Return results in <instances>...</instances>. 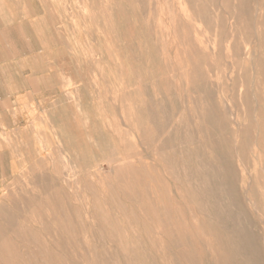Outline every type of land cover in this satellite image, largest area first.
<instances>
[{"label": "rangeland", "instance_id": "374dc122", "mask_svg": "<svg viewBox=\"0 0 264 264\" xmlns=\"http://www.w3.org/2000/svg\"><path fill=\"white\" fill-rule=\"evenodd\" d=\"M263 177L264 0H0V264H264Z\"/></svg>", "mask_w": 264, "mask_h": 264}, {"label": "bare ground", "instance_id": "6f19581e", "mask_svg": "<svg viewBox=\"0 0 264 264\" xmlns=\"http://www.w3.org/2000/svg\"><path fill=\"white\" fill-rule=\"evenodd\" d=\"M205 1H206V0H205ZM255 1H256V0H255ZM149 3H150V2H149ZM167 4H168V3H167ZM167 4H166V6H167ZM170 4H171V3H170ZM168 6H169V5H168ZM168 6H167V8H168ZM155 7H156V6H155ZM185 7H186V6H185ZM148 8H149V7H148ZM184 12H185V11H184ZM105 13H106V12H105ZM170 13H171V11H170ZM185 13H186V12H185ZM169 15H170V14H169ZM111 16H112V15H111ZM154 19H156V18H154ZM161 22H162V21H161ZM159 24H160V23H159ZM160 26H161V25H160ZM161 27H162V26H161ZM234 27H235V26H234ZM254 27H255V26H254ZM149 29H150V28H149ZM160 29H161V28H160ZM164 29H165V27H164ZM157 30H158V29H157ZM165 30H166V29H165ZM173 33H174V32H173ZM173 33H172V34H173ZM170 34H171V33H170ZM207 39H208V38H207ZM233 39H234V38H233ZM166 42H167V41H166ZM258 44H259V43H258ZM251 45H252V44H251ZM213 47H214V46H213ZM92 48H93V47H92ZM215 48H216V47H215ZM92 56H93V55H92ZM167 57H168V56H167ZM188 60H189V59H188ZM165 62H166V61H165ZM255 62H256V61H255ZM101 75H102V74H101ZM172 78H173V77H172ZM182 81H183V80H182ZM99 83H100V82H99ZM218 89H219V88H218ZM191 92H192V91H191ZM144 93H145V92H144ZM110 96H111V95H110ZM191 97H192V96H191ZM253 100H254V99H253ZM186 101H187V100H186ZM255 101H256V100H255ZM192 102H193V101H192ZM257 104H258V103H257ZM111 106H112V105H111ZM111 106H110V107H111ZM184 106H185V105H184ZM257 106H258V105H257ZM183 108H185V107H183ZM256 110H257V109H256ZM204 111H205V110H204ZM238 111H239V110H238ZM215 113H217V112H215ZM229 113H230V112H229ZM190 116H191V115H190ZM201 116H202V115H201ZM154 117H155V116H154ZM181 117H182V116H181ZM228 117H229V116H228ZM138 118H139V117H138ZM140 122H141V120H140ZM149 123H150V122H149ZM142 124H143V123H142ZM158 124H159V123H158ZM191 124H192V123H191ZM137 125H138V124H137ZM139 125H141V124H139ZM144 126H145V125H144ZM112 127H113V126H112ZM170 127H171V126H170ZM187 127H188V126H187ZM116 128H117V127H116ZM146 128H147V127H146ZM174 128H175V127H174ZM178 128H179V127H178ZM258 128H259V127H258ZM147 129H149V128H147ZM115 130H116V129H115ZM144 130H145V129H144ZM144 130H143V131H144ZM163 130H164V129H163ZM112 131H113V130H112ZM116 131H117V130H116ZM116 131H115V134H116ZM161 131H162V130H161ZM174 131H175V130H174ZM16 132H17V131H16ZM119 132H120V131H119ZM141 132H142V131H141ZM141 132H140V133H141ZM168 132H170V131H168ZM150 133H151V132H150ZM171 133H172V132H171ZM120 134H121V133H120ZM167 134H168V133H167ZM169 134H170V133H169ZM211 134H212V133H211ZM116 135H118V132H117ZM142 135H143V134H142ZM150 135H151V134H150ZM150 135H149V136H150ZM163 135H164V134H163ZM170 135H171V134H170ZM189 135H190V134H189ZM258 135H259V134H258ZM147 136H148V135H147ZM161 136H162V133H161ZM161 136H160V138H162ZM118 137H120V136L118 135ZM141 137H142V136H141ZM105 138H106V137H105ZM143 138H144V137H143ZM150 138H151V137H150ZM164 138H165V137H164ZM164 138L161 139V140H162L161 142H163V139H164ZM107 141H108V140H107ZM144 141H146L145 138H144ZM147 141H148V140H147ZM174 141H175V140H174ZM141 142H142V141H141ZM235 142H236V141H235ZM145 143H146V142H145ZM151 143H152V142H151ZM183 143H184V142H183ZM191 143H192V142H191ZM106 144H107V143H106ZM109 144H110V143H109ZM170 144H171V143H170ZM188 144H189V143H188ZM142 145H143V144H142ZM145 145H146V144H145ZM190 145H191V144H190ZM66 146H67V144H66ZM107 146H108V145H107ZM164 146H165V145H164ZM188 146H189V145H188ZM157 147H158V146H157ZM181 147H182V146H181ZM185 147H186V146H185ZM189 147H192V146H189ZM236 147H237V146H236ZM111 148H112V147H111ZM111 148H110V150H111ZM172 148H173V147H172ZM181 149H182V148H181ZM113 151H114V150H113ZM149 151H150V150H149ZM168 151H169V150H168ZM171 151H172V150H171ZM216 152H217V151H216ZM110 153H111V152H110ZM161 153L163 154V152H161ZM180 153H182V152H180ZM180 153H179V154H180ZM114 154H115V153H114ZM124 154H125V153H124ZM137 154H138V153H137ZM120 155H121V154H120ZM138 155H139V154H138ZM165 155H166V154H165ZM173 155H174V154H173ZM173 155H172V156H173ZM194 155H195V154H194ZM197 155H198V154H197ZM123 156H124V155H123ZM181 156H182V154H181ZM183 156H184V155H183ZM186 156H188V155H186ZM190 156H191V155H190ZM111 157H113V156H111ZM138 157H139V156H138ZM164 157H165V156H164ZM173 157H174V156H173ZM184 157H185V156H184ZM184 157H183V158H184ZM209 157H210V156H209ZM5 158H6V157H5ZM115 158H116V157H115ZM119 158H120V157H119ZM123 158H124V157H123ZM125 158H126V157H125ZM191 158H193V157H191ZM197 158H199V157H197ZM40 159H41V158H40ZM62 159H63V158H62ZM64 159H65V158H64ZM126 159H127V158H126ZM135 159H137V158H135ZM161 159H162V158H161ZM164 159H166V158H164ZM164 159H163V160H164ZM175 159H176V158H175ZM201 159H202V158H201ZM129 160H130V159H129ZM129 160L127 161L128 163H129ZM173 160H174V159H173ZM176 160H177V159H176ZM189 160H190V157H189ZM193 160H194V158H193ZM216 160H217V159H216ZM70 161H71V160H70ZM124 161H125V159H124ZM171 161H172V159H171ZM190 161H191V160H190ZM204 161H205V160H204ZM209 161H210V160H209ZM4 162H5V161H4ZM122 162H123V161H122ZM122 162H121V163H122ZM175 162H176V161H175ZM175 162H174V163H175ZM123 163H124V162H123ZM179 163H180V162H179ZM190 163H191V162H190ZM5 164H6V163H5ZM66 164H68V162H67ZM129 164H130V163H129ZM181 164H182V163H181ZM202 164H204V163H202ZM122 165H123V164H122ZM124 165H125V164H124ZM130 165H132V163H131ZM173 165H174V164H173ZM173 165H172V166H173ZM66 166H67V165H66ZM69 167H70V166H69ZM119 167H120V166H119ZM124 167H128V166L126 165V166H124ZM131 167H132V166H131ZM131 167H130V168H131ZM174 167H175V166H174ZM72 168H73V167H72ZM172 168H173V167H172ZM175 168H176V167H175ZM178 168H179V167H178ZM182 168H185V167L183 166ZM218 168H219V167H218ZM223 168H224V167H223ZM66 169H67V167H66ZM69 169L72 170L71 168H69ZM173 169H174V168H173ZM180 169H181V168H180ZM207 169H208V168H207ZM64 170H65V169H64ZM70 170H69V172H70ZM126 170H127V168H126ZM181 170H182V169H181ZM181 170H180V171H181ZM183 170H184V169H183ZM198 170H199V169H198ZM210 170H211V169H210ZM216 170H217V169H216ZM218 170H219V169H218ZM66 171H67V170H66ZM174 171L176 172V169H174ZM174 171H173V172H174ZM177 171H178V170H177ZM186 171L189 172L188 170H186ZM186 171L184 170L185 173H186ZM191 172H193V171L191 170ZM191 172H190V173H191ZM73 173H74V172H73ZM168 173H169V172H168ZM69 174L72 175L71 172H70ZM148 174H149V173H148ZM183 174H184V173H183ZM207 174H208V172H207ZM73 175H75V173H74ZM178 175H179V174H178ZM186 175H187V174H186ZM188 175H189V174H188ZM188 175H187V176H188ZM187 176H185V177H187ZM196 176H197V175H196ZM222 176H223V175H222ZM69 177H70V176H69ZM69 177H68V178H69ZM203 177H204V176H203ZM68 178H67V179H68ZM92 178H93V177H92ZM176 178H177V177H176ZM192 178H193V177H192ZM194 178H196V177H194ZM194 178H193V179H194ZM222 178H223V177H222ZM255 178H256V177H255ZM263 178H264V177H263ZM67 179H66V180H67ZM182 179H183V178H182ZM193 179H192V180L190 179V180L193 181ZM39 180H41V179H39ZM151 180H153V179H151ZM163 180H164V178H163ZM187 180H188V179H187ZM42 181H43V180H42ZM68 181H69V179L67 180V182H68ZM73 181H74V180H73ZM194 181H195V180H194ZM156 182H157V181H156ZM156 182H155V184H156ZM183 182H184V183H187V182H189V180H188L187 182H185V181H183ZM196 182H197V181H196ZM196 182H195V183H196ZM207 182L209 183L208 180H207ZM76 183H77V182H76ZM191 183H192V182H190V184H188V183H187V184H188L189 186H190V185H193V186H191L192 189H193L194 184H191ZM197 183H198V182H197ZM34 184H35V183H34ZM37 184H38V182H37ZM169 184H170V183H169ZM169 184H168V185H169ZM206 184H207V183H206ZM35 185H36V184H35ZM108 185H109V184H108ZM165 185H166V184H165ZM196 185H200V184H196ZM184 186H185V185H184ZM186 186H187V185H186ZM189 186H188V187H189ZM210 186H211V185H210ZM94 187H95V186H94ZM188 187H187V188H188ZM198 187H199V186H198ZM203 187H205V186L203 185ZM221 187H222V186H221ZM119 188H120V187H119ZM146 188H147V187H146ZM187 188H186V189H187ZM196 188H197V187H196ZM200 188H201V187H200ZM42 189H43V188H42ZM99 189H100V188H99ZM147 189H148V188H147ZM220 189H221V188H220ZM165 190H166V189H165ZM189 190H190V189H189ZM201 190H202V189H201ZM206 190H207V189H206ZM38 191H39V190H38ZM166 191H167V190H166ZM169 191H170V190H169ZM181 191H182V190H181ZM186 191H187V190H186ZM186 191H185V193L188 192V191H187V192H186ZM190 191H191V190H190ZM195 191H196V190H195ZM208 191H209V190H208ZM191 192H193V191H191ZM209 192H210V191H209ZM214 192H215V191H214ZM167 193H168V192H167ZM189 193H190V192H189ZM215 193H216V192H215ZM149 194H150V193H149ZM198 194H200V193H198ZM220 194H221V193H220ZM210 195H211V192H210ZM94 196H95V195H94ZM167 196H168V195H167ZM185 196H186V195H185ZM193 196H194V195H193ZM206 196H207V195H206ZM96 197H97V196H96ZM160 197H161V196H160ZM200 197H202V196H200ZM215 197H217V196H215ZM84 198H85V197H84ZM113 198H114V197H113ZM113 198H111V199H113ZM117 198H118V197H117ZM169 198H170V197H169ZM186 198H189V199H190V197H188V195H187ZM205 198H206V197H205ZM119 199H120V198H118V200H119ZM196 199H197V198H196ZM196 199H194V200L196 201ZM201 199H202V198H201ZM206 199H207V198H206ZM228 199H229V198H228ZM114 200H115V199H114ZM199 200H200V199H199ZM204 200H205V199H204ZM105 201H106V200H105ZM112 201H113V200H112ZM119 201H121V200H119ZM189 201H191V200H189ZM213 201H214V200H213ZM127 202H128V201H127ZM192 202L194 203V201H192ZM122 203H123V202H122ZM200 203H202V202H200ZM216 203H218V202H216ZM223 203H224V202H223ZM120 204H121V202H120ZM123 204H124V203H123ZM123 204H122V208H123V206H124ZM198 204H199V203H198ZM218 204H219V203H218ZM227 204H228V203H227ZM98 205H99V204H98ZM117 205H118V204H117ZM128 205H129V204H128ZM131 205H132V204H131ZM186 205H187V204H186ZM195 205H197V203H196ZM201 205H202V204H201ZM203 205H204V204H203ZM208 205H209V204H208ZM220 205H221V204H220ZM220 205H219V206H220ZM151 206H152V205H151ZM198 206H199V205H198ZM214 206H216V205H214ZM250 206H251V205H250ZM104 207H105V206H104ZM118 207L121 208L120 206H118ZM132 207H133V206H132ZM201 207H202V206H201ZM203 207H204V206H203ZM113 208H114V207H113ZM124 208H126V207L124 206ZM178 208H179V207H178ZM213 208H214V207H213ZM219 208H220V207H219ZM254 208H255V207H254ZM254 208H253V209H254ZM201 209H202V208H201ZM122 210H123V209H122ZM126 210H127V209H125V211H126ZM74 211H75V210H74ZM123 211H124V210H123ZM212 211H213V209H212ZM215 211H216V210H215ZM222 211H223V209H222ZM225 211H226V210H225ZM0 212H2V211H0ZM96 212H97V211H96ZM100 212H102V211H100ZM121 212H122V211H121ZM126 212H127V211H126ZM226 212H227V211H226ZM63 213H64V212H63ZM166 213H167V212H166ZM205 213H206V212H205ZM219 213H220V212H219ZM222 213H223V212H222ZM1 214H2V213H1ZM103 214H104V213H103ZM126 214H127V213H125V215H126ZM169 214H170V212H169ZM216 214H217V213H216ZM238 214H239V213H238ZM71 215H72V214H71ZM127 215H128V214H127ZM165 215H166V214H165ZM208 215H209V213H208ZM210 215H211V213H210ZM217 215H218V214H217ZM3 216H4L5 219H7L8 221H10V217H9L10 215H8L6 211L3 212ZM105 216H106V215H105ZM123 216H124V215H123ZM227 216H228V215H227ZM114 217H115V216H114ZM125 217H126V216H125ZM128 217H129V216H128ZM165 217H166V216H165ZM168 217H169V216H168ZM195 217H197V216L194 215V218H195ZM209 217H210V216H209ZM217 217H219V216H217ZM220 217H221V216H220ZM238 217H239V215H238ZM206 218H207V214H206ZM210 218H212V216H211ZM223 218H224V216H223ZM118 219H119V218H118ZM166 219H167V218H166ZM168 219H169V218H168ZM170 219H171V218H170ZM208 219H209V218H208ZM208 219H207V220H208ZM213 219H214V217H213ZM217 219H218V218H217ZM219 219H220V218H219ZM231 219H232V218H231ZM142 220H143V219H142ZM171 220H172V219H171ZM193 220H194V219H193ZM227 220H229V219H227ZM227 220H226V221H227ZM232 220H233V219H232ZM239 220H240V219H239ZM105 221H106V220H105ZM129 221H130V220H129ZM137 221H138V220H137ZM165 221H166V220H165ZM168 221H169V220H168ZM186 221H187V220H186ZM197 221H200V220H198V218H197ZM197 221H196V222H197ZM214 221H215V220H214ZM214 221H213V223H214ZM217 221H218V220H217ZM11 222H12V221H11ZM170 222H171V221H170ZM170 222H169V223H170ZM201 222H202V221H201ZM206 222H208V221H206ZM209 222H211V221H209ZM209 222H208V223H209ZM219 222H221V221H219ZM234 222H235V220H234ZM171 223H172V222H171ZM213 223H211V224H213ZM215 223H216V222H215ZM227 223H228V222H227ZM236 223H237V221H236ZM177 224H178V223H177ZM218 224H219V223H218ZM218 224H217V225H218ZM6 225H7V224H6ZM165 225H166V224H165ZM186 225H187V224H186ZM193 225H194V224H193ZM222 225H223V224H222ZM225 226H226V225H225ZM37 227H38V226H37ZM111 227H112V226H111ZM220 227H221V226H220ZM223 227H224V226H223ZM9 228H10V227H9ZM120 228H122V227H120ZM120 228H119V229H120ZM181 228H182V227H181ZM210 228H211V227H210ZM228 228H229V227H228ZM122 229H123V228H122ZM220 229H221V228H220ZM240 229H241V226H240ZM240 229H239V231H240ZM5 230H6V229H5ZM221 230H222V229H221ZM121 231H122V230H121ZM125 231H126V230H125ZM157 231H158V230H157ZM229 232H230V231H229ZM260 232H261V231H260ZM122 233H123V232H122ZM205 233H206V232H205ZM227 233H228V232H227ZM241 233H242V232H241ZM123 234H124V233H123ZM125 234H126V232H125ZM148 234H149V233H148ZM231 234H233V233H231ZM243 234H244V233H243ZM110 235H111V233H110ZM226 235L228 236V234H226ZM124 236H126V235H124ZM167 236H168V235H167ZM234 236H235V235H234ZM245 236H247V235H245ZM102 237H103V236H102ZM232 237H233V236H232ZM238 237H239V235H238ZM152 238H153V237H152ZM120 239H121V238H120ZM125 239H127V238H125ZM240 239H241V238H240ZM240 239H239V240H240ZM49 240H50V239H49ZM104 240H105V239H104ZM230 240H231V238H230ZM85 241H86V240H85ZM231 241H232V240H231ZM231 241H230V243H231ZM234 241H235V240H234ZM125 242H126V240H125ZM240 242H241V241H240ZM181 243H182V242H181ZM227 243H228V242H227ZM188 244H189V243H188ZM241 244H242V243H241ZM241 244H240V245H241ZM19 246H20V245H19ZM125 246H126V245H125ZM127 246H128V244H127ZM154 246H155V245H154ZM232 246H233V245H231V247H232ZM236 246H237V245H236ZM174 247H175V246H174ZM177 247H178V246H177ZM196 248H197V247H196ZM237 248H238V247H237ZM83 249H84V248H83ZM158 249H159V248H158ZM240 249H241V248H240ZM87 250H88V249H87ZM124 251H125V250H124ZM246 253H247V252H246ZM87 254H88V253H87ZM235 254H237V253H235ZM32 255H33V254H32ZM240 255H241V254H240ZM60 256H61V255H60ZM107 256H108V255H107ZM124 256H125V255H124ZM27 257H28V256H27ZM95 257H97V255H96ZM157 257H158V256H157ZM247 257H248V256H247ZM62 258H63V256H62ZM153 258H154V257H153ZM234 258H235V257H234ZM236 258L238 259L237 256H236ZM68 259H69V258H68ZM214 259H215V258H214ZM109 260H110V259H109ZM114 260H115V259H114ZM114 260H113V261H114ZM119 260H120V259H119ZM82 261H83V260H82ZM101 261H102V260H101ZM212 261H213V260H212ZM241 261H242V260H241ZM255 261H256V260H255ZM88 263H89V262H88ZM96 263H97V262H96ZM101 263H102V262H101ZM109 263H110V262H109ZM223 263H224V262H223ZM98 264H99V263H98ZM116 264H117V263H116Z\"/></svg>", "mask_w": 264, "mask_h": 264}]
</instances>
